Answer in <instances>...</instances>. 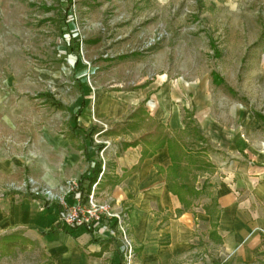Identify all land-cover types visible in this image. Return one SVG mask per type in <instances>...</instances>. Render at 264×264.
Listing matches in <instances>:
<instances>
[{
	"label": "rangeland",
	"instance_id": "obj_1",
	"mask_svg": "<svg viewBox=\"0 0 264 264\" xmlns=\"http://www.w3.org/2000/svg\"><path fill=\"white\" fill-rule=\"evenodd\" d=\"M157 33H164V42L143 53ZM75 41L78 66L70 50ZM157 61L170 81L200 90L206 108L199 118L212 116L237 130L239 139L247 137L249 149L264 152V0H0V161L6 165L0 168V200L14 196L51 205L41 195L46 185L28 166L29 136L35 129L60 133L80 147L92 129L73 119L83 82L130 90ZM197 127L199 136L192 127L181 134L193 157L185 209L195 216L210 213L212 221L195 234L199 241L191 252L171 264H227L220 242L212 243L219 209L210 175L217 146L202 140ZM155 130L146 125L141 136ZM197 156L206 163L203 172ZM0 264L50 263L38 244L11 236L0 238Z\"/></svg>",
	"mask_w": 264,
	"mask_h": 264
},
{
	"label": "crops",
	"instance_id": "obj_2",
	"mask_svg": "<svg viewBox=\"0 0 264 264\" xmlns=\"http://www.w3.org/2000/svg\"><path fill=\"white\" fill-rule=\"evenodd\" d=\"M161 62L153 64V73L147 70L137 77L130 90L125 84L94 87L83 82L80 102L86 103L79 125L106 132L129 122L144 105L153 121L174 134L185 130V116L192 114L205 139L217 146L211 156L216 168L210 175L217 186L219 209L212 243L220 242L227 264L264 261V152L249 149L247 137L239 139L237 130L223 127L212 116L199 118L206 108L200 90L170 81L171 74H165ZM143 131L132 136L96 134L94 145L88 144L92 139L88 136L82 138L83 145L74 147L71 136L35 129L27 140L32 153L28 166L39 181L55 190L67 182L80 185L91 174L81 150L86 145L89 158L101 165V173L96 182L89 177L82 182L89 189L84 196L94 192L99 200L112 201L115 211L126 218L106 221L100 229H69L59 223V206L10 196L0 200V238L22 236L38 244L50 264L127 263L124 233L132 250L131 264H171L189 254L198 240L195 234L207 228L212 216L186 211L191 199L171 190L169 171L174 164L167 146L143 161L144 143L124 149L123 144H131L133 138L140 141ZM0 168L6 170L2 160Z\"/></svg>",
	"mask_w": 264,
	"mask_h": 264
},
{
	"label": "trees",
	"instance_id": "obj_3",
	"mask_svg": "<svg viewBox=\"0 0 264 264\" xmlns=\"http://www.w3.org/2000/svg\"><path fill=\"white\" fill-rule=\"evenodd\" d=\"M71 52H74L76 55V66L80 64V42L75 41L73 44V47L70 49ZM84 95V93H82ZM84 103H82L80 109L77 111L73 119L78 120L85 109V100H83ZM130 121L127 123H124L123 125H118L112 130L106 131V132H99L96 128H92L90 130L91 135L90 137H93L94 135H104L107 137L112 136H122V135H132L139 133L146 125L148 126H156V130L154 132H148L144 136L141 137L140 141H133L130 143L123 144L124 149L135 147L138 145H141L144 143L145 146H143V153H142V159L143 161L146 158L152 157L159 149L164 148L167 146L169 148V152L171 155V159L173 162V166L170 168L169 171V182L171 185V190L182 197V194H186L187 190H191L190 185V176H191V170L189 168L190 158H193L190 156V153L188 152L186 148V144L184 143L183 139L181 138V134L183 132H186L190 129V127L193 128L194 132L198 134L199 136V130L197 127V122L193 118V115L187 112L185 116V130L181 132H176L174 134L167 131V129L162 126L161 124H157L155 121L151 119L149 114L147 113L145 106L142 105L129 119ZM148 123V124H147ZM79 127H76L74 131H77ZM84 131V129H81ZM200 138V137H199ZM201 140V138H200ZM204 141H208L207 139H203ZM81 150L84 151V155L87 159V161L90 164V171L91 174L86 176L88 180L96 182L98 180V177H100L101 173V165L98 162H95L91 160L87 153V147L84 145V147L81 148ZM198 162H200L201 166L198 167V172H203L205 169L206 163L202 160H199L200 157L197 156ZM202 158V157H201ZM197 162V163H198ZM203 163V164H202ZM85 177L84 180H87ZM83 181L80 182L81 190L83 189ZM118 182H115L114 186L117 185ZM83 227V226H78ZM78 227H74L73 229H76Z\"/></svg>",
	"mask_w": 264,
	"mask_h": 264
},
{
	"label": "built area",
	"instance_id": "obj_4",
	"mask_svg": "<svg viewBox=\"0 0 264 264\" xmlns=\"http://www.w3.org/2000/svg\"><path fill=\"white\" fill-rule=\"evenodd\" d=\"M164 39V33L154 34L145 43L143 51L153 49L162 41L164 42ZM32 182L36 184L35 181ZM35 190L37 191V189ZM82 191L79 183L72 181L56 188V190L45 186L41 195L47 203L61 208L59 223L69 229L78 226L98 229L103 227L106 221L113 219L122 221L123 218H126L121 213L115 211L112 201H101L96 197L94 192L85 197ZM124 236V253L127 263L131 264L133 258L132 250L125 233Z\"/></svg>",
	"mask_w": 264,
	"mask_h": 264
}]
</instances>
